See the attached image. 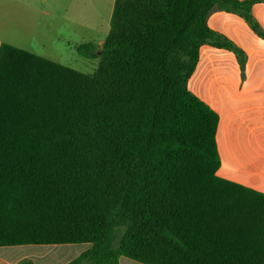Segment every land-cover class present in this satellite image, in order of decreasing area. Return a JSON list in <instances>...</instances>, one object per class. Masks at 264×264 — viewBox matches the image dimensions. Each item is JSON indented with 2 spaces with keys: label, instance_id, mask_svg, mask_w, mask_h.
<instances>
[{
  "label": "trees",
  "instance_id": "1",
  "mask_svg": "<svg viewBox=\"0 0 264 264\" xmlns=\"http://www.w3.org/2000/svg\"><path fill=\"white\" fill-rule=\"evenodd\" d=\"M258 0H114L85 74L0 44V247L88 245L66 264H264V193L217 175L219 115L188 82L207 22ZM19 264H34L25 259Z\"/></svg>",
  "mask_w": 264,
  "mask_h": 264
},
{
  "label": "crops",
  "instance_id": "2",
  "mask_svg": "<svg viewBox=\"0 0 264 264\" xmlns=\"http://www.w3.org/2000/svg\"><path fill=\"white\" fill-rule=\"evenodd\" d=\"M250 14L256 28L240 13L218 7L211 10L207 19L209 27L230 40L241 54L207 45L210 94L199 87L195 89L200 94L198 97L219 115L217 175L264 193V0L255 1ZM39 246L54 248L44 251ZM70 246L73 245L0 247V264H19L25 259L34 264H66L82 252L64 260L66 247ZM119 263L142 264L123 256Z\"/></svg>",
  "mask_w": 264,
  "mask_h": 264
},
{
  "label": "rangeland",
  "instance_id": "3",
  "mask_svg": "<svg viewBox=\"0 0 264 264\" xmlns=\"http://www.w3.org/2000/svg\"><path fill=\"white\" fill-rule=\"evenodd\" d=\"M113 5L114 0H0V44L7 43L79 72L93 74L99 58H85L78 54L77 47L85 42L102 47L109 32ZM209 50L207 45L202 46L200 64L188 82L196 96L200 95L196 87L210 94ZM86 247H66L63 259H73ZM38 248L48 251L54 247Z\"/></svg>",
  "mask_w": 264,
  "mask_h": 264
}]
</instances>
